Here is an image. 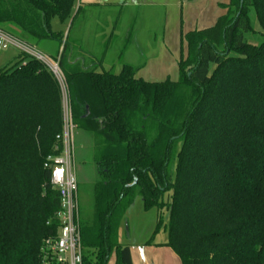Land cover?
<instances>
[{"label": "trees", "instance_id": "obj_1", "mask_svg": "<svg viewBox=\"0 0 264 264\" xmlns=\"http://www.w3.org/2000/svg\"><path fill=\"white\" fill-rule=\"evenodd\" d=\"M75 0H0V28L39 49L58 44L77 127L94 137L100 180L81 216L84 264H133L120 223L138 196L168 213L182 264H264V0H229L214 25L182 32L178 79L148 81L71 60ZM261 27L260 44L245 40ZM57 18L71 20L67 33ZM89 111V113H88ZM60 82L21 52L0 69V264H40L61 200L44 164L58 154ZM51 220L52 224L47 225ZM149 241L147 245L152 244Z\"/></svg>", "mask_w": 264, "mask_h": 264}, {"label": "rangeland", "instance_id": "obj_2", "mask_svg": "<svg viewBox=\"0 0 264 264\" xmlns=\"http://www.w3.org/2000/svg\"><path fill=\"white\" fill-rule=\"evenodd\" d=\"M114 1L120 3L121 0ZM155 1L162 3L165 0ZM219 1L222 0H206L200 4L187 2L184 6H181L180 0H169L168 5H153L157 7L152 5L138 8L132 6L125 8L121 6L86 7L74 24L71 40L75 39L74 36L82 28L81 26L87 25L90 33L86 51L90 49L93 52L90 53L92 58L97 63L102 61L106 71L118 73L120 72L119 62L141 64L147 59L146 66L140 72L145 80L156 82L167 78L177 80L178 61L181 53L186 51L185 44H182V32L186 33L192 29L213 24L214 21L211 20L218 18L223 10ZM251 17L256 33L246 34L245 40L260 44L263 40L259 33L261 27L254 14H251ZM85 19L89 22H84ZM51 26L54 31L63 30L66 33L68 30L67 22L62 23L57 18L52 20ZM114 26H117L116 31H114ZM130 31L132 38L127 39ZM98 32H101L100 35ZM98 37L107 43L106 47L99 43L100 38ZM76 45L79 47L78 43ZM79 48L83 46L80 45ZM122 48H124V54L123 57H119ZM39 49L52 58L57 53L58 44L54 40H48L41 44ZM104 49L109 50L106 56L102 54ZM21 52L22 50L14 46L2 51L0 69L10 66ZM70 58L76 61L75 54ZM60 85L63 99L66 101V85L64 83ZM75 145L80 212L81 216L92 218L96 197L95 187L100 180L99 169L94 159L96 150L94 137L77 128ZM162 219L164 224L155 234L160 220V211L156 208L145 210L143 198L138 196L120 223L119 241L140 250L152 240L153 243L144 252V257L147 258L149 264H182L174 250L166 245L168 241L165 228L168 223L167 212L163 213ZM139 254L141 260L135 254L137 264L138 262L144 264L142 253L139 252ZM108 264H116L115 253H112Z\"/></svg>", "mask_w": 264, "mask_h": 264}, {"label": "built area", "instance_id": "obj_3", "mask_svg": "<svg viewBox=\"0 0 264 264\" xmlns=\"http://www.w3.org/2000/svg\"><path fill=\"white\" fill-rule=\"evenodd\" d=\"M10 46L47 66L58 81L66 85V101L63 99L64 120L57 139L62 143L58 154H50L44 164L51 173L50 183L59 192L61 205L54 217L58 220L56 233L43 240L40 264H84V248L81 233L79 182L76 170L75 131L69 91L63 72L57 61L42 51L25 44L0 28V53ZM63 97V96H62ZM49 220L47 225H51Z\"/></svg>", "mask_w": 264, "mask_h": 264}, {"label": "crops", "instance_id": "obj_4", "mask_svg": "<svg viewBox=\"0 0 264 264\" xmlns=\"http://www.w3.org/2000/svg\"><path fill=\"white\" fill-rule=\"evenodd\" d=\"M75 1H76V6H75V9H74V15L76 14L79 6H81L83 8V10H84L86 7H92V6H99V7L100 6H121L122 8L132 6V7H137L138 8V7H142V6H145V5L146 6L147 5H152L153 6L155 4V5H159V6H164V5H168L169 4V0H165L162 3L156 2L155 0H144L145 2L143 0H121L120 3H117L114 0H75ZM204 1H206V0H180V4H181V6H184L187 2H193L195 4H200L201 2L203 3ZM219 2H220V5L222 6L223 4L229 3V0H222V1H219ZM153 7H157V6H153ZM222 8H223L222 13L218 16V18L220 16L226 14V12H227V9H225L223 6H222ZM218 18H215V20L212 19L211 21H214V23H215ZM70 22H71V20H69L67 22L68 30H69V27H70ZM84 22L88 23L89 21H88V19H85ZM214 23L209 25V26L214 25ZM209 26H204V27H201V28H205V27H209ZM81 27L82 28H80V30L75 34V36H74L75 39L72 40L73 43H74V48H73V51L71 52V55L75 54V56H76L75 60L78 63H81L82 65H84L86 67H89V66L94 67L99 72L106 71L104 66H103V62L101 61V63H97V61L92 58V54H90V53H93V52L90 49H88L86 51V47H88V43H89L88 42V38H89L90 30H89L87 25L81 26ZM116 29H117V26H114V31H116ZM68 30H67V32H68ZM131 31H130L129 35L126 37L127 39L132 38ZM101 32H98V34L100 35ZM98 38H100L99 39L100 40L99 43L106 47L107 43H105L104 40H101L102 39L101 37H98ZM76 43H78L79 47H80V45H82L83 48H79L76 45ZM108 52H109L108 49H106V50L104 49V51H102L103 56H106L108 54ZM123 54H124V48H122L119 57H123ZM101 60H103V59H101ZM119 64H120V72H121L123 66L126 65V64H130V65H133V66L140 67L139 71L137 72V76L142 77L140 72L146 66L147 59L144 60L143 62H141V64L137 63V62H135V63L134 62H132V63L131 62H119ZM111 72H113V71H111ZM120 72H118V73L114 72V73L115 74H119ZM129 246L131 247V251H132L133 264H137V257L135 256V254L140 259L141 256H140L139 252L142 253L144 264H149V262L147 261V258L144 257V252L146 250H148L150 245H146L145 244L143 247H141V249H140L141 251L139 250V248L135 249V247H133L132 245H129ZM136 250H137V252H136ZM138 263L140 264V262H138Z\"/></svg>", "mask_w": 264, "mask_h": 264}, {"label": "water", "instance_id": "obj_5", "mask_svg": "<svg viewBox=\"0 0 264 264\" xmlns=\"http://www.w3.org/2000/svg\"><path fill=\"white\" fill-rule=\"evenodd\" d=\"M88 113H89V111H88Z\"/></svg>", "mask_w": 264, "mask_h": 264}]
</instances>
